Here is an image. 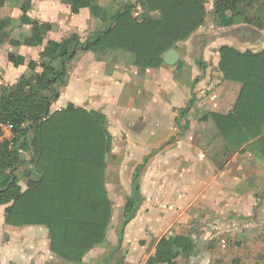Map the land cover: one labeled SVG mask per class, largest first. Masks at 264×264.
<instances>
[{"label":"crops","instance_id":"crops-1","mask_svg":"<svg viewBox=\"0 0 264 264\" xmlns=\"http://www.w3.org/2000/svg\"><path fill=\"white\" fill-rule=\"evenodd\" d=\"M12 1L2 5L10 8L5 18L12 23L8 38L0 43V87L31 73L26 64L14 67L8 54L38 62L49 41L75 36L84 43L95 34L102 36L111 18L124 8L119 1L97 0L108 16L102 22L89 9L74 11L62 0H29L28 18L50 29L39 46H12L9 40L21 41L29 32V26L19 22V0ZM209 1L213 9L214 0ZM134 10L140 12H132L139 19L144 10L139 2ZM210 13L198 30L172 47L179 54L173 66L162 61L154 68L141 67L133 53L119 48L76 50L66 64L59 98L50 108L54 112L71 105L105 118L110 140L105 187L112 215L104 240L80 261L67 262L51 251L46 226L6 224L5 210L11 202L0 205V264H147L161 238H194L197 221L205 219L222 224L243 221L239 225L256 235V243L246 239L241 228L235 229L236 224L223 232L224 245L237 251L231 264H264V158L249 148V142L239 145L231 139L224 118L233 112L242 85L225 80L218 51L228 46L240 53H260L264 29L256 27L255 32L235 20L230 27H218ZM149 15L158 17L156 12ZM12 28H18V39L10 36ZM203 115L207 116L201 119ZM11 137L4 127L0 143ZM15 175L21 193L41 178L31 163L19 167ZM135 187L138 201L126 215L125 205ZM116 202L125 203L120 214L113 211ZM218 250L222 251H214Z\"/></svg>","mask_w":264,"mask_h":264},{"label":"trees","instance_id":"trees-1","mask_svg":"<svg viewBox=\"0 0 264 264\" xmlns=\"http://www.w3.org/2000/svg\"><path fill=\"white\" fill-rule=\"evenodd\" d=\"M6 1L12 0H0V6ZM62 1L74 11L87 8L100 21L108 20L97 0ZM240 1L214 0L210 13L214 24L232 26L234 17L240 15ZM138 2L144 9L139 19L133 16L132 6H126L111 18L102 36L95 34L84 43L75 36L49 41L38 62L7 55L14 67L26 64L31 73L9 87H0V135L4 126L10 128L12 135L0 143V205L12 202L5 210L8 225L46 226L51 233V251L67 262L80 261L89 249L104 240L112 205L105 187L110 140L104 116L71 105L54 112L50 108L59 98L66 64L78 48L92 52L119 48L133 53L136 65L157 67L163 53L198 30L207 14L203 0ZM258 2L256 9L260 12L264 0ZM19 5V22L29 26V32L21 41L9 40L10 45H41L50 25L28 18L29 0H19ZM152 12L158 17L150 16ZM243 22L254 24L246 19ZM11 23L9 18L0 19V43L8 38ZM256 27L264 29L261 17H256ZM218 51L219 69L225 80L242 85L233 112L224 118L231 139L239 145L249 142V148H255L264 158V51L240 53L228 46ZM198 65L202 68L200 61ZM37 68L40 73L35 71ZM24 154L31 160H26ZM27 163L41 178L21 193L15 173ZM137 190L135 187L133 198L126 202V215L138 201ZM195 246L193 236L163 237L147 264H177L185 255H195Z\"/></svg>","mask_w":264,"mask_h":264},{"label":"rangeland","instance_id":"rangeland-1","mask_svg":"<svg viewBox=\"0 0 264 264\" xmlns=\"http://www.w3.org/2000/svg\"><path fill=\"white\" fill-rule=\"evenodd\" d=\"M16 1V0H13ZM12 1V2H13ZM116 1H119L118 6H132V8H135L138 4V0H113V2L116 3ZM248 1L241 0L238 4V12H240V15L235 16L234 20L235 22L241 23L244 19L250 20L253 25H250L254 31L256 30V17H261L264 20V13L261 14L262 8L264 9V5L262 6L260 12L257 11L256 8L260 5V2L256 3V0L252 1V3H248ZM18 2V1H17ZM110 3L112 2L109 1ZM117 4V3H116ZM205 4H207V12L209 13L212 11V4L209 0H205ZM16 8V7H15ZM10 11V8L6 6H0V18H5L6 15L8 16V13ZM256 11L259 14H256ZM134 14H139L140 12H137L136 10L132 11ZM256 32V31H255ZM10 36L14 39H18L19 31L18 28H12L10 30ZM6 47V45H3ZM8 50H13L9 45H7ZM7 52V50H6ZM40 70V69H39ZM3 73H0V80L3 79ZM9 86V85H8ZM28 159H30V156L27 155ZM115 206L114 212H117V214L121 213L122 207L125 205L124 202L119 203H113ZM112 215V214H111ZM256 217H252L254 219ZM237 225L238 227L235 229L240 230L243 233H245L246 239L253 238L254 244L256 243V235L251 234L247 232L246 228H243L239 224H244L243 221H241L239 224L237 221L229 222L226 220L224 224L220 222L219 220H201L197 221L196 228L194 229V242L196 243V255L194 257L191 256V258L188 260L186 255L180 260L181 264H231V260H233V257L236 255L237 251L236 249L232 248L233 246L224 245V242H226L222 236V233L227 231V229H233L232 227L234 225ZM241 226V227H240ZM234 229V230H235ZM219 232V234H217ZM230 239V237L228 238ZM230 241V240H228ZM250 242V243H251ZM245 243V240H244ZM219 246V247H218ZM229 247V248H227ZM215 249H222L221 252L216 253ZM218 256V257H217Z\"/></svg>","mask_w":264,"mask_h":264},{"label":"water","instance_id":"water-1","mask_svg":"<svg viewBox=\"0 0 264 264\" xmlns=\"http://www.w3.org/2000/svg\"><path fill=\"white\" fill-rule=\"evenodd\" d=\"M178 60H179V54L175 48H171L167 50L162 55V61L168 66L175 65L178 62Z\"/></svg>","mask_w":264,"mask_h":264},{"label":"built area","instance_id":"built-area-1","mask_svg":"<svg viewBox=\"0 0 264 264\" xmlns=\"http://www.w3.org/2000/svg\"><path fill=\"white\" fill-rule=\"evenodd\" d=\"M4 127H7V128L10 130V128H9L8 126H4ZM4 127H2V129H3Z\"/></svg>","mask_w":264,"mask_h":264}]
</instances>
